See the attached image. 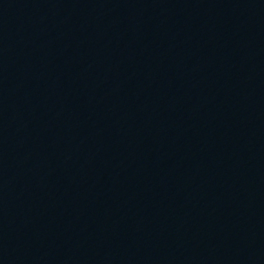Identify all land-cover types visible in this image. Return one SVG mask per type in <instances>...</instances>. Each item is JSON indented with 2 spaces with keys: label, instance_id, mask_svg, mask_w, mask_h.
<instances>
[{
  "label": "water",
  "instance_id": "95a60500",
  "mask_svg": "<svg viewBox=\"0 0 264 264\" xmlns=\"http://www.w3.org/2000/svg\"><path fill=\"white\" fill-rule=\"evenodd\" d=\"M0 264H264V0H0Z\"/></svg>",
  "mask_w": 264,
  "mask_h": 264
}]
</instances>
